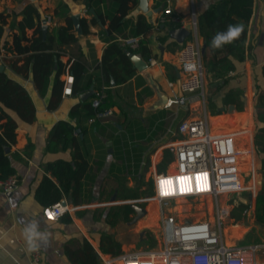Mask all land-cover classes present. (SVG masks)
Masks as SVG:
<instances>
[{"label": "crops", "instance_id": "crops-1", "mask_svg": "<svg viewBox=\"0 0 264 264\" xmlns=\"http://www.w3.org/2000/svg\"><path fill=\"white\" fill-rule=\"evenodd\" d=\"M217 1L219 0H172V4L187 19L193 11L199 17ZM139 3L140 0L126 17L128 25L123 33L117 34V39L137 37L140 43L146 40L150 51L147 55L155 58L156 63L148 62L140 45L134 49V54L147 62V68L140 71L132 60L136 74L124 84L111 86L110 83V96L117 104L112 108L115 113L113 119L106 124L90 123L89 120L83 123L85 131L82 137L80 135L81 148L90 167L82 180L78 202H74L70 195L62 197L61 200L66 199L73 210L57 221L45 219V205L38 200L36 191L45 176L59 184L47 170L50 163L57 160L72 161L74 158L71 148L49 150L48 139L59 121L75 123L70 118V112L82 101L81 94L64 95L60 105L50 109L55 74L51 77L48 92L43 96L37 90L32 75L26 78L4 61L0 64L5 66L4 71L10 78L26 88L36 107V121L32 124L24 123L14 111L7 110L20 123L17 143L11 150L18 154V157L11 155V163L20 182L18 188L11 193H4L0 189L1 264H35L31 257L35 247H39L42 252L40 264H77L76 261L86 258H95L96 262L103 264L102 257L128 253L136 235L142 237L146 230L159 226L158 204L152 199L155 195L154 176L175 170L173 146L177 142L179 123L187 118L202 116L205 111L214 133H237L239 145L250 151L242 157V182L246 181L247 175L257 181L253 175L257 169L258 156L261 158V169L264 158V154L258 153L257 131L254 133L256 126H264L256 119V102L259 93L264 91V0H255L254 14L243 49L239 54L230 56L234 69L222 76L215 77L209 69L205 41L199 31L206 75L205 107L196 101L172 108H166V103L181 95V68L177 56L184 43L176 41L170 32L179 26L166 23L160 24L156 29L155 23L160 19L163 1L148 0L149 12L143 11ZM29 5L37 7L44 26L47 27L64 25L66 15L73 17L79 14L80 18L93 16L92 12L85 13L87 8L83 0H0V12L11 14L3 41L10 40L12 33L19 30L17 24ZM60 5L66 7L62 16L56 14ZM100 7L111 10L112 0H102ZM140 15H145L153 25L146 36L133 32ZM48 17L52 18L50 24L46 22ZM101 29V26L91 25L89 34L81 36L79 42L61 50V60L67 63L71 59L82 57L88 64V76L94 74L108 43L103 39ZM28 32L32 33V30ZM190 37L189 35L188 38ZM1 57L5 59L12 55L3 53ZM62 79L66 81L67 74ZM167 150L171 152L170 159L166 157ZM146 177V180L152 181L153 190L151 197L144 198L143 184ZM245 184L247 186L248 182ZM205 201L206 208L210 209L209 214L213 215L209 198ZM146 202L148 205L145 206ZM127 204L144 207L146 215L132 223L136 211L132 207L133 212L127 220L124 209ZM115 207L118 211L123 210L124 218L119 219V224L129 223L128 230L120 226L115 228L110 224L111 220H118L112 215ZM176 208L187 210L185 216L194 215L197 219L209 216L204 211L203 202L188 203L180 199ZM233 209L234 207L226 221L231 219ZM190 211H195V214ZM209 218L212 220V216ZM32 224L36 225L37 231L46 239L29 242L26 229ZM248 227L240 224L230 228L223 227L226 243L238 245L233 242L234 238L244 235ZM109 237L115 245L110 244ZM248 244L256 242L241 245ZM261 255L264 257L263 253Z\"/></svg>", "mask_w": 264, "mask_h": 264}, {"label": "trees", "instance_id": "trees-1", "mask_svg": "<svg viewBox=\"0 0 264 264\" xmlns=\"http://www.w3.org/2000/svg\"><path fill=\"white\" fill-rule=\"evenodd\" d=\"M83 1L90 14L92 8L97 13L91 18H80L83 36L90 33L91 25H98L102 27L103 39L108 42L96 72L89 76L88 64L82 57L71 59L67 63L61 60V50L80 40L72 16L66 15L64 25L48 27L45 32L39 10L34 5H29L23 11L22 20L17 24L19 30L12 33L10 40L3 41L11 14L6 11L0 12V64L4 61L26 78L32 75L37 90L43 96L48 92L51 77L55 74L52 98L49 103L50 109L57 108L63 96L66 95V81L62 79L64 74L73 77L72 91L74 95L82 94L94 87L92 96L72 108L70 118L75 120V123L61 120L49 135V150H57L60 147L71 148L74 158L72 161L57 160L47 166V170L58 180L59 184L48 176L43 178L37 188L36 196L45 206L59 202L64 195H70L74 202H78L82 180L90 167L82 152V139L78 130L80 129L83 133L85 131L84 122L96 113L117 105L110 96L112 79L116 85H120L128 82L136 74L130 56V53H134L135 50L122 45L117 39V34L123 33L126 29L128 25L126 17L137 6L138 0H112L111 10H103L100 7L102 0ZM254 6L255 0H219L199 15V31L205 41L208 66L215 77L222 76L225 72L234 69L230 56L239 54L243 49L254 14ZM65 8L64 5H60L56 9V14L62 16ZM230 24L243 25L244 30L239 39L221 49H213L211 41L215 34L225 32ZM152 27L153 25L147 21L145 15H140L133 32L136 35L146 36ZM28 30H32V33H29ZM140 47L144 56L150 52L146 40L140 43ZM3 53L10 54L12 57L2 59ZM147 57L149 59L150 55ZM104 84L109 87L106 97L97 107H94L93 101ZM7 110L14 111L24 123L32 124L36 121V107L29 92L23 85L10 78L5 71H0V181L16 174L11 163V155L18 157V154L11 150L17 143L20 123ZM256 119L260 124H264V91L259 93L256 102ZM256 144L258 153L264 154V126L258 128ZM170 156L171 152L167 150L166 157L170 159ZM262 164V170H264V158ZM257 205L261 210L258 221L264 225V188L257 198ZM124 209L126 219L129 220V214L133 212V208L127 204ZM236 217L240 218L239 215ZM109 241L112 246L116 244L111 237H109ZM153 244H156L155 240H153ZM96 261L95 258H86L85 260L80 259L76 263L99 264Z\"/></svg>", "mask_w": 264, "mask_h": 264}, {"label": "built area", "instance_id": "built-area-1", "mask_svg": "<svg viewBox=\"0 0 264 264\" xmlns=\"http://www.w3.org/2000/svg\"><path fill=\"white\" fill-rule=\"evenodd\" d=\"M162 1L164 4L161 5L160 19L155 23V28L166 23L179 26L178 28L189 27L191 36L184 42L177 56L181 68V95L169 99L166 108L189 105L196 101L205 107L206 75L198 16L193 11L186 19L175 9L172 0ZM46 22L50 24L52 18L48 17ZM119 41L132 49L140 45L137 37ZM148 62L154 64L156 59L150 57ZM189 64L195 65V68L189 70L186 67ZM73 81V77L67 74L66 95L73 94ZM108 88L106 84L102 86L93 101L94 107L106 97ZM114 116L115 113L110 108L96 113L89 118V122L106 124ZM177 135V142L173 146L175 170L154 176L155 195L152 199L158 204L161 247L102 257L103 264H264V257L261 255L264 243L230 245L225 241L223 230L224 222L235 205L229 201L244 188L242 157L250 151L239 145L237 133H214L206 111L202 116L182 120L178 125ZM19 182L16 174L10 175L0 181V189L4 193H11L18 188ZM223 196L227 197L224 201ZM208 198L213 215L209 214L207 217L197 219L193 215L183 216L187 210L176 208L178 201L183 199L188 203L203 202L205 211V199ZM72 210L73 207L64 199L45 206L43 215L48 221H57ZM211 216L212 220L209 218ZM41 256V249L35 247L31 255L33 263L40 264Z\"/></svg>", "mask_w": 264, "mask_h": 264}, {"label": "rangeland", "instance_id": "rangeland-1", "mask_svg": "<svg viewBox=\"0 0 264 264\" xmlns=\"http://www.w3.org/2000/svg\"><path fill=\"white\" fill-rule=\"evenodd\" d=\"M255 127V126H254ZM255 131H258V128L256 126ZM257 133V132H256ZM258 155V154H257ZM260 156H258V165L257 169L254 171V175L257 178V181H255L252 176H246L245 180L248 182V185L246 186V181H243L244 188L240 193H236L233 195L232 200L229 201V203H235L236 206H234V209L231 214V219L227 220L224 222V228L227 226L230 228L233 225H239L240 226H249L246 229V233L243 235H238L236 236L237 238H234V241L236 244L241 245L246 242H256V243H263L264 242V225H262L258 221V216L260 214V207L257 205V198L258 196L262 193V190L264 188V170H262L260 167ZM168 165V162L166 161L165 166ZM147 177L145 178V182L143 184V197H151V193L153 190L152 186V181L151 180H146ZM151 179V178H150ZM250 182V183H249ZM256 183V188H253V184ZM251 187V188H250ZM253 193V194H252ZM147 194V195H145ZM252 194V195H251ZM241 198V199H239ZM252 198V199H251ZM227 197L223 196L222 200H226ZM148 202L144 204L145 206L148 205ZM156 203V202H154ZM142 203V206H144ZM154 205V204H153ZM156 205V204H155ZM144 206V207H145ZM203 212V211H200ZM191 214H195V211L190 212ZM205 213L206 215L209 214V209L205 208ZM188 214V213H187ZM112 215L115 216L118 220L114 221L111 220L110 224L114 225L113 227L120 226V228L128 230L129 229V223L124 222L120 223L119 222L124 218L123 217V210L120 209L118 211V208H113L112 210ZM183 214V216H185ZM236 215H239L240 218H237ZM194 216V215H193ZM200 216V215H199ZM197 216V217H199ZM202 216V215H201ZM195 217V216H194ZM119 219H121L119 221ZM119 228V227H118ZM226 237V236H225ZM228 237V235H227ZM240 239V240H239ZM153 240L156 241V244H153ZM160 244V245H159ZM162 244V238L160 236V232L157 226L152 227L149 230H146L143 232L142 237L140 235H136L134 237V241L132 246L128 249V253H133V252H143V251H148V250H153V249H158L161 247ZM126 254V253H124ZM264 255V252H263Z\"/></svg>", "mask_w": 264, "mask_h": 264}, {"label": "water", "instance_id": "water-1", "mask_svg": "<svg viewBox=\"0 0 264 264\" xmlns=\"http://www.w3.org/2000/svg\"><path fill=\"white\" fill-rule=\"evenodd\" d=\"M139 5L143 11L149 12L148 0H140ZM91 12L93 15L97 14L94 8L91 9ZM73 20H74L76 32L78 33V35L80 37L83 36L82 27L80 24V15L79 14L74 15ZM47 28L48 27L45 25L44 26L45 32L47 31ZM170 35L179 43H184V41L190 35V30H189V27H180V28H176V29L172 30L170 32ZM130 56H131L132 60L134 61L137 69L142 71V70L147 68V62L142 60L139 56L135 55L134 53H130ZM4 70H5V66L0 65V71H4ZM115 85H116V83L112 79L111 80V86H115ZM93 92H94V87H91L89 91H86L80 95L81 100L84 101V100L88 99L90 96H92ZM78 132L80 133V135L82 137L81 131L78 130ZM132 207L136 211V216H135L134 220L132 221V223H136L139 219H141L142 217H144L146 215L147 211L144 207L136 205V204H132Z\"/></svg>", "mask_w": 264, "mask_h": 264}, {"label": "clouds", "instance_id": "clouds-1", "mask_svg": "<svg viewBox=\"0 0 264 264\" xmlns=\"http://www.w3.org/2000/svg\"><path fill=\"white\" fill-rule=\"evenodd\" d=\"M243 30L244 29L242 24H230L225 32H217L215 34L211 41V47L213 49H221L227 44L234 43L236 40L239 39ZM186 67L189 70H192L195 68V65L189 64ZM26 234L30 243L36 239H46V237L42 233L37 231L35 224L30 225L28 229H26Z\"/></svg>", "mask_w": 264, "mask_h": 264}, {"label": "bare ground", "instance_id": "bare-ground-1", "mask_svg": "<svg viewBox=\"0 0 264 264\" xmlns=\"http://www.w3.org/2000/svg\"><path fill=\"white\" fill-rule=\"evenodd\" d=\"M242 149H246V148L242 147ZM253 185H254V187H256V183H254Z\"/></svg>", "mask_w": 264, "mask_h": 264}, {"label": "snow or ice", "instance_id": "snow-or-ice-1", "mask_svg": "<svg viewBox=\"0 0 264 264\" xmlns=\"http://www.w3.org/2000/svg\"><path fill=\"white\" fill-rule=\"evenodd\" d=\"M51 215V214H50Z\"/></svg>", "mask_w": 264, "mask_h": 264}]
</instances>
